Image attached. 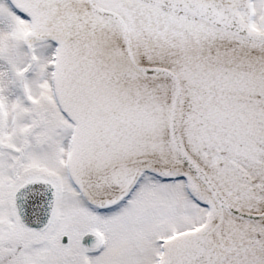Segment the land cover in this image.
<instances>
[{"label": "snow or ice", "instance_id": "1", "mask_svg": "<svg viewBox=\"0 0 264 264\" xmlns=\"http://www.w3.org/2000/svg\"><path fill=\"white\" fill-rule=\"evenodd\" d=\"M0 264H264V0H0Z\"/></svg>", "mask_w": 264, "mask_h": 264}]
</instances>
